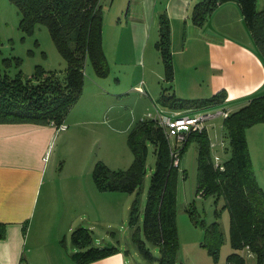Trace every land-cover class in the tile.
<instances>
[{
	"label": "rangeland",
	"instance_id": "rangeland-1",
	"mask_svg": "<svg viewBox=\"0 0 264 264\" xmlns=\"http://www.w3.org/2000/svg\"><path fill=\"white\" fill-rule=\"evenodd\" d=\"M129 1L131 0H101L108 73L105 77L99 76L92 65L86 63L84 92L65 117V128H55L46 158L45 184L41 192L52 198L59 193L65 198L79 199L80 203L72 214L77 219V227L86 228L85 222L79 217H85L88 213L89 217L93 218L94 227L87 228L92 235L91 245L119 247L126 264H159L156 260L159 253L152 244L145 242L154 257L151 260L142 254L134 240V235L144 240L142 230H136V227L142 223L150 177L155 165L152 147L148 146L146 171L138 194L139 211L136 225L129 222L130 206L135 194L100 193L92 178L93 165L97 161L104 162L111 169H127L130 166L133 156L127 144V137L136 122L141 119H155L158 111L160 115L167 117L174 111L161 104L163 90L174 93L175 85L172 87L173 84L164 79V64L155 46V41L158 40L156 30L148 35L147 44L139 47V52L145 57L141 68L131 65L135 62L129 60L130 46H127L124 37L120 48L124 52L121 59L115 63L111 56L113 28L116 27L119 32L127 28ZM19 23L20 15L12 0H0V73L11 78L21 73L24 78H29L37 66L45 71L63 73L67 66L66 60L55 47L48 29L37 24L31 31H27L20 28ZM174 34L176 37L177 29ZM171 54L172 62L176 60L178 64V56L172 51ZM200 56L205 58L203 54ZM187 75L190 77L179 78L189 84V90L193 88L200 95L190 97L207 98L209 83L205 67L198 66L197 70H191ZM205 89L207 91L204 92ZM239 103L225 102L185 110L192 116H208L204 124L211 142L210 152L213 158L217 156L222 162L229 159L230 149L221 111H235L242 105ZM72 119H77L78 123L70 124ZM246 138L252 170L258 186L264 192V122L248 127ZM179 170H185V177L180 174L178 179L176 221L179 249L175 263L264 264L259 261L257 253L246 248H232L230 214L225 200L222 197L215 199L212 195H203L198 190L195 142L190 141L187 144ZM85 200L90 205H86ZM104 205L108 208H103ZM99 207L101 213H97ZM214 222L218 223L217 230L213 229ZM218 233L221 241L214 258L208 247L217 245ZM68 239L71 244V234ZM232 253H237L243 262L240 257L229 259Z\"/></svg>",
	"mask_w": 264,
	"mask_h": 264
},
{
	"label": "trees",
	"instance_id": "trees-1",
	"mask_svg": "<svg viewBox=\"0 0 264 264\" xmlns=\"http://www.w3.org/2000/svg\"><path fill=\"white\" fill-rule=\"evenodd\" d=\"M234 1L238 4L244 24L256 48L264 56V11L256 9L257 0H203L193 5L190 20L202 25L220 4ZM20 15V28L31 31L37 24L44 25L58 52L66 60L63 73L45 71L36 67L31 77L21 73L13 78L0 73V122L34 124H63L70 108L77 102L84 88L85 65L89 62L97 75H107V58L103 48V10L101 0H12ZM164 64V79L172 85L174 68L170 50V24L165 13L159 15L158 40L155 43ZM226 92L220 90L205 99H179L163 90L161 104L177 110H192L212 104H223ZM223 119L225 136L229 141L230 157L218 167L211 155L207 128L187 134L184 144L176 149L181 159L190 141L197 145V182L203 195L225 200L230 214L231 246L234 250L246 248L257 253L264 262V192L258 186L251 165L246 129L264 122V94L252 96L235 111H227ZM127 144L133 159L127 169H111L102 161L93 165L92 178L101 192L135 194L130 206L129 222L138 223V194L146 171L148 146L155 155L147 200L141 226L144 240L134 235L142 254L154 259L145 242L159 253V264H176L179 249L177 230V194L179 166L173 164L172 150L164 128L157 119H141L130 129ZM221 167L223 169H221ZM217 222L213 229L217 230ZM217 232V231H215ZM3 234L0 224V236ZM218 242L208 251L217 256ZM87 228L78 227L71 233V243L77 251L71 258L77 264H89L118 252L114 246L94 247ZM83 248V249H82ZM240 257L232 253L229 259ZM243 262L242 258H239Z\"/></svg>",
	"mask_w": 264,
	"mask_h": 264
},
{
	"label": "crops",
	"instance_id": "crops-1",
	"mask_svg": "<svg viewBox=\"0 0 264 264\" xmlns=\"http://www.w3.org/2000/svg\"><path fill=\"white\" fill-rule=\"evenodd\" d=\"M202 1H129L127 28L120 32L113 28L111 56L115 63L121 59L124 37L130 46L129 60L135 62L131 65L141 68L145 57L139 47L147 44L148 35L153 30L158 32L159 15L165 13L171 29L170 50L178 56L179 62L177 64L175 60L173 63L175 97L190 99L193 95L200 96L193 88L189 90V84L179 77H190L187 75L189 71L204 66L208 71L209 87L208 91L204 90L208 92L207 98L225 90V102H240L242 107L252 96L264 94V56L256 48L234 1L218 5L202 25H195L190 20V13L193 5ZM256 9L264 11V0H257ZM104 27L103 48L108 60ZM202 54L205 58H201ZM69 123L78 121L72 119ZM54 134L52 125L0 122V224L3 230L0 264H77L71 258L77 248L70 244L68 237L78 226L72 212L76 211L80 201L60 196L57 190L58 196L53 198L41 192ZM85 204L90 205L87 200ZM103 208L108 207L104 205ZM101 212L100 207L97 208V213ZM79 218L85 222L86 228L94 227V220L88 213ZM116 248V254L89 264H126L122 250Z\"/></svg>",
	"mask_w": 264,
	"mask_h": 264
},
{
	"label": "built area",
	"instance_id": "built-area-1",
	"mask_svg": "<svg viewBox=\"0 0 264 264\" xmlns=\"http://www.w3.org/2000/svg\"><path fill=\"white\" fill-rule=\"evenodd\" d=\"M157 114L158 116L155 119L158 120L159 124L165 130L166 138L172 150L171 153L173 156V164L175 166H180L181 159L178 157V153H176V149L182 144H184L188 133L198 130L201 131L203 128H206L204 122L208 116L206 114L201 116H192L187 114L186 111L184 110L172 111V115L169 117L160 115L159 111L157 112ZM221 114L224 118L227 116L228 112L226 110L225 111L222 110ZM55 128L64 129L65 126L64 124H62ZM214 163L218 167L221 166L220 159L217 156L214 157ZM221 169L223 168L221 167Z\"/></svg>",
	"mask_w": 264,
	"mask_h": 264
}]
</instances>
